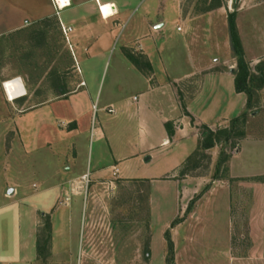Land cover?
I'll return each mask as SVG.
<instances>
[{"label": "rangeland", "instance_id": "374dc122", "mask_svg": "<svg viewBox=\"0 0 264 264\" xmlns=\"http://www.w3.org/2000/svg\"><path fill=\"white\" fill-rule=\"evenodd\" d=\"M177 3L183 32L178 37L169 28L162 41L181 112L166 128L189 139L173 148V161L195 147L182 168L92 172L110 145L124 150L139 132L138 118L120 107L141 92L142 77L129 63L148 69L136 51L127 55L130 62L121 58L126 28L107 59L82 62L95 107L68 99L42 106L60 89L77 86L65 71L75 63L69 46H52L61 53L63 74L43 77L49 65L42 38L25 30L0 40V264H264V0ZM232 13L249 65L244 92L235 86L243 71L231 39ZM195 65L203 68L185 77ZM17 78L29 101L8 100L4 84ZM152 96L156 107L170 102ZM194 97L193 111L206 123L188 111ZM101 125L110 144L98 142ZM204 126L216 136L211 148L204 146Z\"/></svg>", "mask_w": 264, "mask_h": 264}, {"label": "crops", "instance_id": "0c3cea01", "mask_svg": "<svg viewBox=\"0 0 264 264\" xmlns=\"http://www.w3.org/2000/svg\"><path fill=\"white\" fill-rule=\"evenodd\" d=\"M67 1L69 0H65V2ZM150 1L70 0V4L60 7L56 0H0V40L13 37L25 30L28 34L31 33L34 38H42L44 60L48 61L49 65L43 77H60L63 74L61 53L56 56L57 53L52 46H69L71 52L69 53L75 63L65 71H69L67 75L77 86L70 92L62 88L54 99L42 101L44 109H47L48 105L53 102L66 99L79 108H84L86 105L89 107L91 104L95 107V103H92L93 97L88 94V89L84 88L88 86V83L80 74L81 71H84L82 62L88 63L89 66V62L107 59L124 28L126 30L122 34L121 58L130 62L127 55L130 54V51H132L131 53L136 51L135 55L145 62L148 69L146 73L129 63L131 69L137 72L138 77H142L140 78L141 92L136 101L134 100L136 95H134L132 100L120 107L123 113L130 115V118H138L139 132L128 140L124 150L119 148L113 150L110 145L111 152L108 153L109 156L106 159L103 155V157L98 156L95 166L92 167L97 168L92 171L94 174L112 171L114 176H118L121 172L124 175H129L131 168H182L195 148L193 145L191 149H187L182 161H173L171 157L173 148L176 146L185 147L187 145L185 141L189 139L182 138L184 136H180L178 131L172 136L166 128L168 120L179 118L181 112L178 110L180 107L178 90L175 86L176 80L171 79L174 76L167 67V61L170 58L164 56V50L169 28L175 31L178 37V33L183 32L184 27H181V30L177 28L180 22L184 21L183 14L177 3L178 0H153L149 3ZM142 3L141 17L131 27L135 11ZM105 4L113 6L114 15L107 16L102 13L100 6ZM105 13L107 14V11ZM128 23L129 25H127ZM64 27L72 30L66 34L63 30ZM163 38H167L166 41L163 42ZM201 68L203 66L195 65V71L185 77H192ZM211 76L207 74L206 77L210 78ZM81 78L86 81L85 85L80 84ZM155 78L157 80L153 84L151 80ZM61 85L58 84L57 87L60 88ZM5 91L7 94V90ZM157 92L170 100L167 106L156 107L151 104L152 95ZM25 96L28 97L26 101L32 98V95L28 93V95L23 94L16 99ZM67 96L69 98H66ZM196 97L188 104V111L194 114L197 120L206 123L201 116L193 111L192 104ZM7 98L10 101L9 96ZM105 108L106 106L100 109L104 110ZM108 136L105 127L101 125L97 130L98 142L107 140L110 144ZM167 155L170 156L167 157ZM76 168H84V166L76 164ZM153 178L155 177L147 179Z\"/></svg>", "mask_w": 264, "mask_h": 264}, {"label": "trees", "instance_id": "16d2710c", "mask_svg": "<svg viewBox=\"0 0 264 264\" xmlns=\"http://www.w3.org/2000/svg\"><path fill=\"white\" fill-rule=\"evenodd\" d=\"M235 15H236L235 13L230 14V19H229L231 39H232V43L234 46V50L236 52V56L238 58L240 68L242 69L243 73L245 74V75H242L243 74L242 73V74L236 75L235 86H236L237 92H244V89H242L240 87V82L244 76L248 75L249 65L246 63L245 58H244V51L242 49V45H241L240 38L238 35V30H237V26H236V22H235ZM249 93H251V92L249 91ZM203 130L204 131L202 132V135L205 139H207L206 142L204 143V146L206 148L213 147L214 146V139L216 137L214 135V132L208 126H204Z\"/></svg>", "mask_w": 264, "mask_h": 264}, {"label": "bare ground", "instance_id": "6f19581e", "mask_svg": "<svg viewBox=\"0 0 264 264\" xmlns=\"http://www.w3.org/2000/svg\"><path fill=\"white\" fill-rule=\"evenodd\" d=\"M60 4L65 6V0H61ZM4 88L7 90L10 101H14L17 97L26 94L23 82L20 78L6 81Z\"/></svg>", "mask_w": 264, "mask_h": 264}, {"label": "built area", "instance_id": "2783aa9c", "mask_svg": "<svg viewBox=\"0 0 264 264\" xmlns=\"http://www.w3.org/2000/svg\"><path fill=\"white\" fill-rule=\"evenodd\" d=\"M57 4L61 7L62 5L60 4L61 0H56ZM67 4H70V0L65 2V6ZM100 9L102 11V13L104 15H107V16H112L114 15V8L113 6L111 5H108V4H105V5H102L100 6ZM106 9V10H105ZM105 11H107V14L105 13ZM182 28L181 27H178V30H181ZM64 32L67 34V32L71 31L72 29L71 28H63ZM68 38V37H67ZM69 40V38H68ZM108 112L111 113V114H116L117 113V109L114 107V106H109L108 108Z\"/></svg>", "mask_w": 264, "mask_h": 264}, {"label": "water", "instance_id": "95a60500", "mask_svg": "<svg viewBox=\"0 0 264 264\" xmlns=\"http://www.w3.org/2000/svg\"><path fill=\"white\" fill-rule=\"evenodd\" d=\"M13 192H14V190H10V192H9V193H10V194H12Z\"/></svg>", "mask_w": 264, "mask_h": 264}]
</instances>
